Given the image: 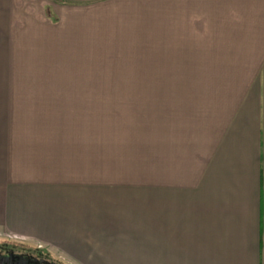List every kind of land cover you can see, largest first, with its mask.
<instances>
[{
  "label": "crops",
  "instance_id": "crops-1",
  "mask_svg": "<svg viewBox=\"0 0 264 264\" xmlns=\"http://www.w3.org/2000/svg\"><path fill=\"white\" fill-rule=\"evenodd\" d=\"M19 1L0 0V38L11 21L35 37ZM155 1L159 68L249 71L241 92L155 94L147 173L97 126L99 106L124 96L98 86L130 79H14L1 95L0 231L62 264H264V0Z\"/></svg>",
  "mask_w": 264,
  "mask_h": 264
},
{
  "label": "rangeland",
  "instance_id": "rangeland-1",
  "mask_svg": "<svg viewBox=\"0 0 264 264\" xmlns=\"http://www.w3.org/2000/svg\"><path fill=\"white\" fill-rule=\"evenodd\" d=\"M154 3L155 0H20L15 14H34L38 21L34 22L35 37L20 36L26 33L24 23L11 21L7 25L13 27L12 31L0 38V109L5 105L4 94L10 88L19 89V85H10L16 83L14 79L98 78L105 83L130 79L129 85L98 86L99 93L124 96L103 103L105 108L99 106L97 126L114 128L111 137L128 141L125 151L127 157L137 158L136 168L152 173L154 95H161L162 100H169L170 95L182 100L187 94L221 99L240 93L241 78L249 74L245 70L159 68L169 65L163 63L169 54H160L168 48L160 44L157 32L161 31L162 15H154ZM39 15L50 22L59 19V26L49 28ZM187 77L190 82L185 85ZM23 240L0 231L1 247L36 251L60 262L40 245L33 247Z\"/></svg>",
  "mask_w": 264,
  "mask_h": 264
},
{
  "label": "flooded vegetation",
  "instance_id": "flooded-vegetation-1",
  "mask_svg": "<svg viewBox=\"0 0 264 264\" xmlns=\"http://www.w3.org/2000/svg\"><path fill=\"white\" fill-rule=\"evenodd\" d=\"M0 264H62L36 251L0 246Z\"/></svg>",
  "mask_w": 264,
  "mask_h": 264
}]
</instances>
